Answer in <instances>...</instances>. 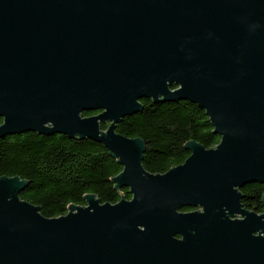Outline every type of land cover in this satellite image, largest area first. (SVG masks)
Wrapping results in <instances>:
<instances>
[{
  "label": "water",
  "instance_id": "obj_1",
  "mask_svg": "<svg viewBox=\"0 0 264 264\" xmlns=\"http://www.w3.org/2000/svg\"><path fill=\"white\" fill-rule=\"evenodd\" d=\"M143 100L198 106L220 144L147 172L117 133ZM0 119V140L103 144L132 196L49 219L1 178L0 264H264V213L242 204L264 186V0H0Z\"/></svg>",
  "mask_w": 264,
  "mask_h": 264
},
{
  "label": "trees",
  "instance_id": "obj_2",
  "mask_svg": "<svg viewBox=\"0 0 264 264\" xmlns=\"http://www.w3.org/2000/svg\"><path fill=\"white\" fill-rule=\"evenodd\" d=\"M140 113L124 118L117 133L145 144L143 166L154 175H164L190 157V142L205 149L216 148L221 138L205 111L190 102L159 103L143 100ZM99 112L84 113L92 117ZM3 120L0 119V125ZM102 130H107L103 126ZM123 172L103 144L70 139L64 135L27 133L0 140V179L18 177L28 185L21 199L39 207L49 219L68 214L71 206H85L84 198L95 195L102 204L131 200L128 190H117L113 180ZM243 206L262 214L264 186L252 184L242 190ZM192 209H184L190 212Z\"/></svg>",
  "mask_w": 264,
  "mask_h": 264
},
{
  "label": "flooded vegetation",
  "instance_id": "obj_3",
  "mask_svg": "<svg viewBox=\"0 0 264 264\" xmlns=\"http://www.w3.org/2000/svg\"><path fill=\"white\" fill-rule=\"evenodd\" d=\"M192 210H193V211H198V210H194V209H192ZM193 211H190V212H193ZM250 212H251V211H250ZM185 213H188V212H185ZM263 213H264V212H263ZM263 213H262V214H263ZM259 215H261V214H259Z\"/></svg>",
  "mask_w": 264,
  "mask_h": 264
}]
</instances>
